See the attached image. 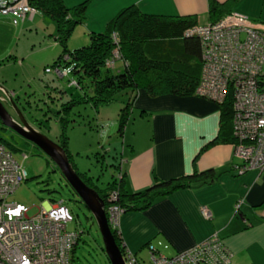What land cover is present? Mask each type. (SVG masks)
Returning <instances> with one entry per match:
<instances>
[{"label":"crops","instance_id":"obj_1","mask_svg":"<svg viewBox=\"0 0 264 264\" xmlns=\"http://www.w3.org/2000/svg\"><path fill=\"white\" fill-rule=\"evenodd\" d=\"M64 1L72 7L84 0ZM210 2L92 0L81 25L90 33L102 32L123 8L132 5L150 15H196L198 23L204 24L211 21ZM234 9L264 22V0H238ZM131 95L136 97L135 108L140 109L144 138L127 136L129 120L123 135L130 147L124 148L117 166V175L124 178L127 189L141 191L157 180L194 170L213 169L216 179L160 196L144 211L124 213L119 227L124 248L139 256L153 245L164 254L176 255L218 234L232 250L233 264H264V170L235 169L239 162L235 144L217 140L219 104L201 96L151 97L143 90L130 91L128 99ZM203 207L212 213L211 220L204 218Z\"/></svg>","mask_w":264,"mask_h":264},{"label":"rangeland","instance_id":"obj_2","mask_svg":"<svg viewBox=\"0 0 264 264\" xmlns=\"http://www.w3.org/2000/svg\"><path fill=\"white\" fill-rule=\"evenodd\" d=\"M32 7L36 12L35 6ZM237 12L234 9L232 13ZM55 32V23L40 12L24 22L20 19L19 24H15L11 17L0 15V98L14 118L20 119L13 102L30 125L59 144L62 121L69 120L68 148L72 159L80 172L104 188L118 173L117 166L124 148L128 150L130 147L125 143L126 128L125 135L119 133V113L132 95L128 99L130 91H124L113 102L98 107L78 102L85 92L89 94L91 91L87 87L81 89L76 86L78 77L70 67L58 69L54 65L62 51L55 40ZM90 42V32L78 25L68 44L74 49ZM139 114L140 109L132 110L127 136L140 140L144 134ZM0 137L22 150H18L15 157L28 173V179L9 196L8 201L27 205L29 215H34L40 207L65 199L75 218L67 227L79 232L75 263L111 264L95 218L85 203L78 199L57 165L32 142L9 128H2L1 124ZM148 249L143 250L140 257L136 254L143 264L150 262Z\"/></svg>","mask_w":264,"mask_h":264},{"label":"trees","instance_id":"obj_3","mask_svg":"<svg viewBox=\"0 0 264 264\" xmlns=\"http://www.w3.org/2000/svg\"><path fill=\"white\" fill-rule=\"evenodd\" d=\"M237 1L228 0L220 3L211 0L210 22L220 19L225 13H232ZM29 2L35 6V13L40 12L55 23V40L62 51L54 65L58 69L70 67L78 77L75 81L76 86L81 89L87 87L91 91L89 94L85 92L78 102L90 103L98 107L113 102L116 96L124 91L139 90L145 91L151 97L163 95L205 97L198 93L204 62L202 39L197 33L190 31L199 25L196 15H150L143 13L135 5L128 6L111 20L104 31L91 32L89 44L71 49L68 41L76 27L86 21L92 0H84L72 7H69L64 0H29ZM35 13L25 18L7 15L12 17L14 23L15 19L17 20L15 24H19L20 19L24 22L28 17L33 18ZM135 99L136 97L129 99L120 110L121 136L135 108ZM233 100V95L230 93L224 102L218 103L221 117L217 140L236 144L238 139L235 135ZM68 121L67 119L62 121L60 145L81 178L99 193L106 209L114 204L119 205L124 213L144 211L160 196L180 188L199 187L216 179L213 169L194 170L191 174L157 180L144 190L131 191L127 189L124 178L116 174L112 181L101 188L93 183L92 177L80 172L72 159L68 148ZM0 124L4 128L1 120ZM0 140L13 151L14 155L19 150L5 138L0 137ZM112 195H117L118 198L114 199ZM110 227L117 244L125 253L120 231L118 232L111 225ZM77 244L74 249V259Z\"/></svg>","mask_w":264,"mask_h":264},{"label":"built area","instance_id":"obj_4","mask_svg":"<svg viewBox=\"0 0 264 264\" xmlns=\"http://www.w3.org/2000/svg\"><path fill=\"white\" fill-rule=\"evenodd\" d=\"M35 9L29 0H0V14L25 18ZM17 20L15 19V23ZM203 44L204 62L198 93L217 103L230 93L235 109L234 165L239 172L264 169V22L242 12L199 24L190 30ZM28 177L27 170L0 140V264H76L74 249L78 231L68 229L73 211L65 199L40 207L29 215V207L8 198ZM116 199V195H112ZM109 224L119 231L124 210L106 209ZM204 218L212 213L202 208ZM149 264H233V252L215 234L190 248L168 256L149 245ZM127 251V250H126ZM124 255L127 264H143L136 252ZM127 257L129 259H127Z\"/></svg>","mask_w":264,"mask_h":264},{"label":"water","instance_id":"obj_5","mask_svg":"<svg viewBox=\"0 0 264 264\" xmlns=\"http://www.w3.org/2000/svg\"><path fill=\"white\" fill-rule=\"evenodd\" d=\"M7 95L11 102H13L11 95L8 93ZM13 104L20 118L19 120L14 118L0 98V120L3 126L13 130L26 141L32 142L57 165L68 185L85 203L86 207L91 211L95 218L103 237L105 251L110 263L126 264L123 252L117 244L108 222L104 200L100 197L96 189L90 187L77 173L64 148L59 143L54 142L48 136L30 125L22 112L17 108L16 104L14 102Z\"/></svg>","mask_w":264,"mask_h":264}]
</instances>
